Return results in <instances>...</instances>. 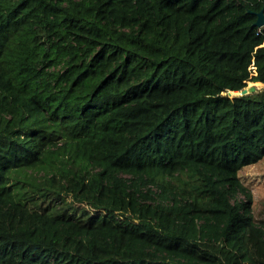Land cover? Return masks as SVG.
Returning a JSON list of instances; mask_svg holds the SVG:
<instances>
[{
  "label": "trees",
  "instance_id": "16d2710c",
  "mask_svg": "<svg viewBox=\"0 0 264 264\" xmlns=\"http://www.w3.org/2000/svg\"><path fill=\"white\" fill-rule=\"evenodd\" d=\"M262 10L0 0V264H264L240 174L264 158V88L228 91L264 83ZM141 183L160 198L139 222L89 192Z\"/></svg>",
  "mask_w": 264,
  "mask_h": 264
},
{
  "label": "rangeland",
  "instance_id": "374dc122",
  "mask_svg": "<svg viewBox=\"0 0 264 264\" xmlns=\"http://www.w3.org/2000/svg\"><path fill=\"white\" fill-rule=\"evenodd\" d=\"M255 85L257 89H263L264 83L249 81L247 86ZM238 92L231 94L234 96ZM243 182L253 195L252 211L255 214L263 213L262 202L264 200V158L260 161L245 166L240 171ZM123 177H130L124 174ZM141 192H134L131 196H122L117 189L105 187L99 192L89 190L94 194V203L107 207L116 214L124 213L131 220L139 222L142 218H153L154 211L151 210L160 198V189L152 184L140 185ZM84 193V192H81ZM233 201H247L248 196L243 190L233 195ZM104 207V208H105ZM103 208V207H102Z\"/></svg>",
  "mask_w": 264,
  "mask_h": 264
},
{
  "label": "water",
  "instance_id": "95a60500",
  "mask_svg": "<svg viewBox=\"0 0 264 264\" xmlns=\"http://www.w3.org/2000/svg\"><path fill=\"white\" fill-rule=\"evenodd\" d=\"M258 18L256 20V24L258 26H263L264 25V12L263 10L258 12ZM257 88L255 85H251V86H247L241 90H228L229 91V95L231 96V94L235 93V92H238L237 94H235L234 96H231V97H236V96H239V95H243V94H247L249 92H252V91H255Z\"/></svg>",
  "mask_w": 264,
  "mask_h": 264
}]
</instances>
